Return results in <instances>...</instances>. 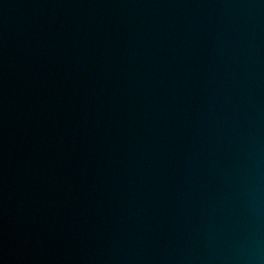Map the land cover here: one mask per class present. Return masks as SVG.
Here are the masks:
<instances>
[{"label":"water","instance_id":"water-1","mask_svg":"<svg viewBox=\"0 0 264 264\" xmlns=\"http://www.w3.org/2000/svg\"><path fill=\"white\" fill-rule=\"evenodd\" d=\"M0 264H264V0H0Z\"/></svg>","mask_w":264,"mask_h":264}]
</instances>
